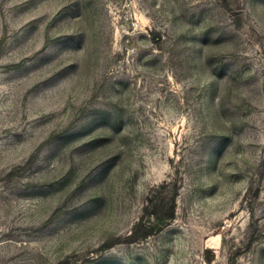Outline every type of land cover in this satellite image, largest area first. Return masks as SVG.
I'll return each instance as SVG.
<instances>
[{"label":"rangeland","instance_id":"obj_1","mask_svg":"<svg viewBox=\"0 0 264 264\" xmlns=\"http://www.w3.org/2000/svg\"><path fill=\"white\" fill-rule=\"evenodd\" d=\"M0 264H264V0H0Z\"/></svg>","mask_w":264,"mask_h":264},{"label":"trees","instance_id":"obj_2","mask_svg":"<svg viewBox=\"0 0 264 264\" xmlns=\"http://www.w3.org/2000/svg\"><path fill=\"white\" fill-rule=\"evenodd\" d=\"M147 209V208H146ZM144 216H150L155 218V222L151 223L149 220L141 218L137 224H135L131 233L132 241L145 238L151 234L160 231L165 225L166 221L173 218L174 205L165 208V204L154 205L151 211H145Z\"/></svg>","mask_w":264,"mask_h":264}]
</instances>
